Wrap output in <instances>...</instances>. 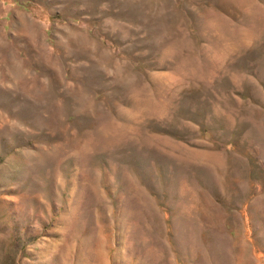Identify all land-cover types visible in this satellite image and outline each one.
I'll return each instance as SVG.
<instances>
[{"label":"rangeland","instance_id":"374dc122","mask_svg":"<svg viewBox=\"0 0 264 264\" xmlns=\"http://www.w3.org/2000/svg\"><path fill=\"white\" fill-rule=\"evenodd\" d=\"M0 264H264V0H0Z\"/></svg>","mask_w":264,"mask_h":264}]
</instances>
